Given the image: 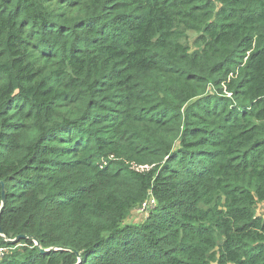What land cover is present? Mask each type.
<instances>
[{"label":"trees","instance_id":"1","mask_svg":"<svg viewBox=\"0 0 264 264\" xmlns=\"http://www.w3.org/2000/svg\"><path fill=\"white\" fill-rule=\"evenodd\" d=\"M0 183V264H264V0H0Z\"/></svg>","mask_w":264,"mask_h":264},{"label":"rangeland","instance_id":"2","mask_svg":"<svg viewBox=\"0 0 264 264\" xmlns=\"http://www.w3.org/2000/svg\"><path fill=\"white\" fill-rule=\"evenodd\" d=\"M260 203H258L259 205ZM257 209V208H256ZM258 211L260 213L261 216H264V205L261 206V208L258 207ZM144 213V209L142 207H137L135 208L130 215L127 217L125 223H129V224H135L136 221L141 219V216H143ZM264 218V217H263Z\"/></svg>","mask_w":264,"mask_h":264},{"label":"built area","instance_id":"3","mask_svg":"<svg viewBox=\"0 0 264 264\" xmlns=\"http://www.w3.org/2000/svg\"><path fill=\"white\" fill-rule=\"evenodd\" d=\"M155 204V201L154 200H149L145 203L142 204V207L144 209V213H143V216H141V218H143L145 216V214L147 213V211L152 208V205ZM2 253L1 249H0V254Z\"/></svg>","mask_w":264,"mask_h":264},{"label":"crops","instance_id":"4","mask_svg":"<svg viewBox=\"0 0 264 264\" xmlns=\"http://www.w3.org/2000/svg\"><path fill=\"white\" fill-rule=\"evenodd\" d=\"M263 205H264V202H263V203H260L259 205H258V204L256 205V208H257V209H256V214H257L258 216H261L260 213H259V211H258V207L261 208V206H263ZM261 217H264V216H261ZM138 221H139V220H138ZM138 221H136V223H137Z\"/></svg>","mask_w":264,"mask_h":264},{"label":"water","instance_id":"5","mask_svg":"<svg viewBox=\"0 0 264 264\" xmlns=\"http://www.w3.org/2000/svg\"><path fill=\"white\" fill-rule=\"evenodd\" d=\"M1 185H2V183H0ZM2 201H3V199H2ZM0 234H1V229H0ZM20 238H24V237H18V238H16L15 240H13V241H11L12 243H14V242H16L18 239H20ZM46 251H44V250H41V253H45Z\"/></svg>","mask_w":264,"mask_h":264}]
</instances>
